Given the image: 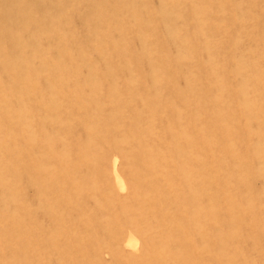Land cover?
Masks as SVG:
<instances>
[{
  "label": "bare ground",
  "instance_id": "1",
  "mask_svg": "<svg viewBox=\"0 0 264 264\" xmlns=\"http://www.w3.org/2000/svg\"><path fill=\"white\" fill-rule=\"evenodd\" d=\"M149 1L0 0V184L5 191L0 194V264H48L47 257H53L55 264H152L153 261L155 264H194L189 246L192 237L184 231L191 227L197 239L202 238V233L206 236L209 225L205 217H216L219 198L224 199L221 193L220 197L212 191L208 194L210 183H216L213 176L207 177L210 183L204 192L200 191V166L203 165L200 163V132L202 140L207 139L200 130L201 124L197 126L201 95L196 86L202 78L207 79V69L213 78L212 87L221 93L224 91L223 86L217 85L220 75L215 63L210 59L208 65L200 64L196 58L201 41L205 49L208 46L216 52L217 47L212 48L211 39L206 38L218 25L207 19L200 24L209 0H157L155 8ZM230 1V8L223 13V22L229 25L225 30L238 24L243 31L244 22L254 14L252 9L257 4L254 0ZM242 1L246 5L243 12L238 9ZM219 2L224 4L229 0ZM81 5L84 8L77 13L89 33L86 42L73 34L67 37L60 29L62 25L66 29L70 19V10H67H76ZM192 19L194 25L188 29V21ZM159 28L164 41L157 40L156 48L151 50L149 37H157ZM44 39L46 43L42 42ZM166 43L175 47L173 55ZM87 48L93 57L86 56ZM244 67L248 65L238 61L233 70L238 75ZM177 70L184 73L181 83L176 74L173 78ZM168 74H172L167 80L172 81L171 85L164 79ZM242 81L239 80L238 92L251 103L245 104L250 109L253 104L244 96ZM251 82L257 83L258 78L254 81L251 78ZM210 89L208 85L206 92L211 93ZM170 91L175 92L177 106L172 104ZM137 98L148 108L139 120L150 122L146 129L148 135L142 134L140 143L138 135L131 130V123L126 122L134 116L130 110L134 109L133 102ZM154 115H168L169 127L155 123ZM73 125L81 128L85 135L77 145L73 142ZM224 126L215 125V128ZM225 128L221 131L231 138ZM110 129L119 135L113 136L108 146L101 144L103 131ZM214 129L205 131L214 138L217 133ZM165 146L168 154L171 148L174 151L169 159L164 155L153 156L154 148L159 150ZM34 148L40 151L33 154ZM262 151L256 154L261 155L259 158L264 164ZM108 152L121 153L119 167L117 155L111 157L110 175L117 192L125 191L128 203L120 202L110 190L104 193L102 183L95 182L90 189L96 209L75 208L71 218L72 213L66 217L62 213L63 204H57L56 209L50 206L46 208L47 215H43L47 220L45 230L41 223L32 221L29 208H18L20 198L13 182L18 183L24 176L41 191L47 183H56V175L62 174L61 180H66L65 171L74 165L91 172V168H96V161L105 158ZM245 158L237 154L235 163L241 166ZM176 170L183 176V183L176 182ZM41 176L42 182L38 181ZM241 180L247 186L246 179ZM62 187L60 183L51 188L48 199L58 200L65 195L57 189ZM87 188L89 186L79 184L75 192H70L72 198L80 199ZM203 195H208V204H204ZM64 199L66 203L71 201ZM229 201L234 200L227 198L226 202L229 214L236 218L238 207ZM182 204L186 207L179 211L183 213L177 218L171 210ZM96 211L99 233L92 224ZM116 213L128 225L123 241ZM191 214L193 218L187 222ZM234 223L232 221L231 225ZM259 224L264 232V216ZM220 226L216 244L220 242L224 246L231 240L232 233L238 234V228L225 230ZM137 232L145 237L142 241L146 242L141 245ZM191 242L194 244L193 240ZM45 243L50 248L45 247ZM168 245L171 248H167ZM88 246L93 249L90 255L84 253ZM236 248L233 245L231 250ZM47 249H51L52 257ZM103 251H108L113 262L103 261ZM196 251L200 252L199 248ZM75 253L78 254L74 259ZM229 254L218 250L213 254L216 264H231ZM196 260L195 264L202 263L199 258ZM253 262L248 264L257 263Z\"/></svg>",
  "mask_w": 264,
  "mask_h": 264
},
{
  "label": "rangeland",
  "instance_id": "2",
  "mask_svg": "<svg viewBox=\"0 0 264 264\" xmlns=\"http://www.w3.org/2000/svg\"><path fill=\"white\" fill-rule=\"evenodd\" d=\"M204 1L206 2L207 0ZM244 1L239 3L240 6L238 5V9L241 11L242 9L243 11L246 9V5ZM254 1L255 4H257V6L256 8L252 9L254 14L249 16L250 20L248 19L247 21L244 22L245 27L243 31L241 30V26H239L238 24L235 26V28H232L229 31L225 30V28L228 27L229 25H227L226 22H223V20L225 19L223 13L230 8V2H231L230 0L229 2H224V4L219 2V0H209L206 4L207 5L206 9L204 10L206 13L205 12L202 13V19H200V24L203 19H207L212 24L218 25V26H214L215 32L210 33L208 35L209 38L208 37L206 38L208 41L211 39L210 42H212V44L210 46L212 48L217 47V49L216 52L213 49L209 50L208 46L205 49L202 46L204 43L201 41L199 42L200 48H198L199 51L196 53L197 55L196 58L199 60L200 64L206 63V65H208L209 61L207 60L210 59H211L210 60L211 63H215L216 68H218L217 70L219 71V75H220L218 76L219 83L217 85L224 87V91H222L223 93H221L219 89L212 87L211 82L213 78L209 75L208 69H207L208 77L206 76V73L203 72L204 77L206 76L207 79L202 78L201 81L197 82V86H196L198 87V89H200V95H201L200 122L197 123V126L201 124L200 130L204 133L207 139V141L202 140L203 138H201V132H200V143H201L200 163L203 164L200 166V191L204 192L206 185L210 183L207 180V177L209 178L210 176H213L216 179V183L214 184L210 183V187L208 188L209 191L208 194L210 193V191H212L217 193L220 197V193H221V196H223L224 199L219 198V205L217 208H215L216 217L209 216L210 219L205 217L207 223L206 225H209L207 227L210 229V231L208 229L206 236H210V238L209 237L206 238V236H204L203 233L200 231V233H202L200 234L202 238L197 239V237H194L195 233L191 227H187L186 230L184 231L186 235L192 237L191 241L192 240L194 241V244H192V242L189 241V246H191L193 253V257L190 258L192 259V262H194V264L197 262L196 259L198 258L200 259V263L202 262L201 264H204L206 260V256H207V261H206L207 264H216V256L213 254H215L218 250L225 254L230 253L229 257H231L230 259L231 264H248L249 262H253V261L257 262L256 264H259L261 262H264V232L259 224L260 218L264 216V175H263L264 164L260 160L261 158H259L261 155L256 154V152H259L261 150H263L262 153L264 154V49H263L264 48V1L263 0L261 1L254 0ZM156 2L157 0H150L149 1L150 6L155 8ZM83 8L84 6L81 5L76 10L68 9L67 11L70 10L68 12L69 15L68 17L70 19L68 22H66L67 27L66 29H64L65 25L64 26L62 25L60 29L61 32L63 31L67 35V37L73 34L76 37V39L82 42H86L89 33H87V30H85V27L84 25H82L81 19L77 13L79 9L82 10ZM193 25H194V20L193 19L189 20L188 29L190 28L192 29ZM161 32H162L161 28H159L157 32V37L155 35L149 37L148 44L151 50L156 48L155 42L157 40L164 41ZM257 32L258 33L260 32L259 33L260 36ZM220 36L223 39L220 38ZM253 36L255 37L253 38ZM132 38L135 40L134 36H132ZM45 40L46 39L42 40V42L46 43ZM88 46L90 48L93 47L92 44H88ZM166 46H168L170 54L173 55L175 52V47L169 43H166ZM87 52H88V54H86L87 57H93V53L90 52V49ZM260 55L262 56L261 59H259ZM211 56L212 58H209ZM238 61L240 63L243 62L244 65H248L249 68L244 67V69L242 71H239V74L237 75L235 74L233 68L234 66L237 65ZM250 63H252L253 65L251 66ZM224 67L225 70H221ZM175 74L177 75L176 76L177 79L180 80L182 79V75L184 73L178 70L176 72L174 71L173 73L174 79H175ZM171 75L172 74H168L166 76L167 78H164L166 83H168L167 80ZM251 78L253 81L255 78H258V82L257 83L251 82ZM243 79L244 81H242ZM239 80L242 81L243 90L247 93L244 94L245 98L251 101L253 104L250 109H247L245 107V104L246 103L251 104V103L246 102L243 96L238 92L239 89L238 86L240 83ZM206 81L209 87L212 89L211 93L208 91L206 92V90L208 89V85ZM171 83L172 81H169L168 84L171 85ZM178 83H181V80L178 81ZM131 88H134V86H131ZM136 88L137 87H135V89ZM169 93L172 104L174 106H177L178 99L177 97L174 96L175 92L170 91ZM133 104H134V109L130 110V112L133 113L134 116L131 117L130 119H127L126 122L131 123L132 125L131 130H133L138 135L136 136L138 137L137 138L138 143H140L141 135L142 134L145 136L148 135L146 129L148 130V126L150 122L140 121L139 118H142L144 115H146L147 113L146 111L148 110V108L144 103L141 102V99L139 98L135 99ZM258 121H261L262 124L261 125L258 124ZM154 122L155 123L157 122L158 125L161 127H169L170 125L168 115L167 116L162 115L160 117L154 115ZM220 124L225 126L222 128L219 127L215 128V125H220ZM73 127L75 126L73 125ZM210 128L213 129L215 128L214 130H217V133L215 134L214 138L210 137L209 132L205 131V130H213ZM224 128L225 130L227 129L230 132L231 138L227 137L226 136L227 134L221 131V129ZM108 132L103 131V137L101 141V144L106 146L110 144V139L113 136L116 137L117 135H119L118 132L116 133V131H113L112 129H110ZM74 133H75L74 135L75 140L73 142L75 145H77L78 142H82L84 140L85 135L81 128H76V127ZM229 140L230 143L228 145ZM157 150L158 149L154 148V155H153L154 157L160 158V156L164 155L169 159V157L172 156L174 153V151H172L171 148V152H170L171 154H168V151L166 150V146L160 148L158 151ZM36 151H40L39 148H34L33 154L36 153ZM40 154H42V152H40ZM237 154L246 156L245 158L246 160L242 163L241 166L240 165L238 166V163L237 164L235 163ZM114 155H117L116 156L117 159L119 158V161H117V163H119L118 164L119 167L121 162V153L108 152L105 158L103 159L101 158L96 161V168L95 169L91 168V172L87 171L85 167L74 165L72 169H67L65 171L66 180L65 179L61 180L62 178H64L62 177V174L56 175V183L54 184H52L53 182L47 183L44 186L45 188L41 191H38L35 188L36 186L32 184L29 180H27L26 177L23 176L18 183L17 181L13 182L15 185H17L16 186V188H18L17 193H19V198H20L18 208H24V207L29 208L30 209L29 216L32 218V221L34 220L36 224L38 222L41 223L43 229L45 230L47 220L43 218V215H47L48 210H46V208H49L50 206H55L54 208L56 209L57 204L58 206L63 204L62 208L64 209L62 210V213L65 214V217L72 213V216L69 215L71 216V218L74 217L75 208L81 210L85 208L96 209L93 202V198H94L93 192L90 189L91 185L95 182L97 184L102 183L101 185L103 187L104 193H108L110 190L114 193L115 197L120 200V202L123 201V203H128L129 201L127 200L125 191H123L122 193L117 192L115 183L112 181V176L110 175V171H111L110 162H111V157H113ZM203 155L205 157H203ZM256 160L257 161L260 160V161L257 163ZM170 177L174 180L172 176ZM242 177L246 179L247 186L246 185L244 186L242 184L241 182ZM182 179L183 176L180 174L179 171L176 170L175 173V180H177L176 182L178 181L182 182ZM7 180H9V177ZM38 181L42 182V176L39 178ZM60 183H61V187L63 186L62 187L63 189H59V188L57 189L58 191L62 192L61 194H65V195H63L60 198L58 197V200L48 199L47 193H50L51 188L58 186ZM82 183L85 184L86 186H89V188L85 189V191L82 193L81 196V198L83 197L82 200L81 198L75 200L74 198H72L73 196L70 192H75L76 187ZM1 186L3 185L0 184V194L5 192ZM64 197L70 198L71 201L69 203H66L64 201L65 200ZM227 198L233 199L234 201H229V202H235L236 207H238L237 209L239 213L236 218H233L229 214V211L227 209L228 202H226ZM78 201H80V204H78ZM203 201H206L204 204L206 203L208 204L207 202L209 201L208 195L207 196L203 195ZM184 207L186 206L182 204L181 206L175 207L174 209L172 208V210L171 209L170 210L173 212L172 214H174L177 218H180L183 212H179V211L182 208L184 209ZM220 210H222V212L224 213H222ZM252 214H254V216ZM119 215L120 214L116 213L115 216L118 222L116 219L115 220L118 225L119 223L121 224V228H122L121 241H123L125 239V233L126 231H128L127 229L128 225L124 220L121 219ZM191 215H189L186 218L187 222L188 220H191L193 218V214ZM243 217L246 219H243ZM95 218L99 219V215L97 211L93 213L92 224L95 226V229L99 233V229L96 226ZM250 218H252V220H250ZM232 221L235 223L231 225ZM219 223L222 225L223 229L225 230L228 228L230 230L233 226L238 228L237 229L238 234L232 233L231 240L228 241L224 246H221L220 242L216 244V242H218L217 233L219 232L220 229H222L220 228L221 226ZM10 224L11 222L8 225L10 226ZM98 233L96 235H99ZM136 235L139 238L140 245L142 244V242H146V241H142V239L144 240L145 238L142 233L137 232ZM241 240L242 242H240ZM93 243L94 242H92L91 244ZM118 243H121L120 240L118 241ZM45 244L47 245L45 247L50 248L48 243ZM233 245L237 247L236 250H231ZM169 246L170 245H168L167 248H171ZM195 246L199 248L200 252L196 251L197 248L195 249ZM243 246L246 247L243 248ZM45 247H43L44 250ZM47 250L49 256L52 257L51 249H47ZM224 250L226 251L224 252ZM92 251L93 249L90 246H88L86 248V251H84V253L86 255H90ZM107 253L108 251L104 252L103 261L108 263L113 262V257L110 256V254L107 255ZM141 253H143V251ZM77 254L78 253H75L74 259L77 256ZM218 254L220 253L218 252ZM232 254H234V256H232ZM92 257L87 256V258L89 259H93ZM203 258L205 259L204 261ZM45 260L49 262L48 264H55L53 262V257L52 259L47 257L45 258ZM117 264H121V263H117ZM152 264H155V262L153 261Z\"/></svg>",
  "mask_w": 264,
  "mask_h": 264
}]
</instances>
